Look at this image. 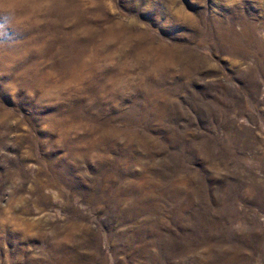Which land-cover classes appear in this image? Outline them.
I'll return each mask as SVG.
<instances>
[{"label": "rangeland", "instance_id": "rangeland-1", "mask_svg": "<svg viewBox=\"0 0 264 264\" xmlns=\"http://www.w3.org/2000/svg\"><path fill=\"white\" fill-rule=\"evenodd\" d=\"M0 264H264V0H0Z\"/></svg>", "mask_w": 264, "mask_h": 264}]
</instances>
